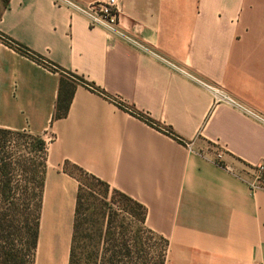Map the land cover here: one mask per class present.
Here are the masks:
<instances>
[{"label": "crops", "instance_id": "obj_1", "mask_svg": "<svg viewBox=\"0 0 264 264\" xmlns=\"http://www.w3.org/2000/svg\"><path fill=\"white\" fill-rule=\"evenodd\" d=\"M1 1L0 32L57 68L0 39V127L46 141L35 264H69L67 163L147 207L165 264H264V191L246 182L264 125L213 106L200 82L264 114V0H119L122 29L149 51L53 0ZM62 78L74 94L57 118Z\"/></svg>", "mask_w": 264, "mask_h": 264}, {"label": "trees", "instance_id": "obj_2", "mask_svg": "<svg viewBox=\"0 0 264 264\" xmlns=\"http://www.w3.org/2000/svg\"><path fill=\"white\" fill-rule=\"evenodd\" d=\"M4 3H7V0H4ZM0 39L10 46H14L23 54L44 63L53 70H57L50 62L33 53L24 45L6 37L1 32ZM71 76L84 82L72 74ZM89 85L92 89L100 91L94 85ZM73 94L74 85L65 82L62 78L56 105L55 116L57 118L66 116ZM148 121L156 125L152 120ZM24 132L36 142V145L30 148V153L25 154ZM34 151L40 152L46 157V141L43 137L27 131H16L0 127V264H35L36 261L47 165H44V169L38 171L36 162L32 157H29L31 152ZM24 156L27 160L25 163ZM74 167L79 170L83 177L91 178L107 190L111 187L106 181L86 172L81 167L77 165H74ZM24 173L30 177L24 180ZM78 180L79 188L76 197L69 264H149L147 243H138L139 241L128 243L127 240L123 239V236L120 237L116 227H112L113 220L108 217L106 211L100 210L99 213H91V216L87 213L90 210V204L86 203L88 199L85 193L87 188L92 193L93 188L87 186L82 176H78ZM115 191L125 201L130 202L139 209L137 221L139 230H143L147 225V207L126 193L117 189ZM111 208L113 207L111 206ZM102 218L104 219L103 223L101 222ZM148 230L150 231V228ZM107 236L108 243L105 244L108 246L109 255L104 260L99 259L103 243H82V240L94 241L95 238L100 242ZM139 238L143 240V238ZM162 238L169 245V241L164 236ZM165 261L163 256L159 264H165Z\"/></svg>", "mask_w": 264, "mask_h": 264}, {"label": "rangeland", "instance_id": "obj_3", "mask_svg": "<svg viewBox=\"0 0 264 264\" xmlns=\"http://www.w3.org/2000/svg\"><path fill=\"white\" fill-rule=\"evenodd\" d=\"M1 5L2 1L0 0V11L2 9ZM34 145H36L35 140L28 137L26 132H24V154L30 153V148H32ZM29 157H32V159L36 162L38 171H41L44 169V165H47V156L45 157L44 154H41L40 152H31V156ZM26 161V156H24V163ZM66 168L77 180L78 176H82V179L85 180L84 182L87 184V186L93 188L92 193L89 188L86 189L85 193L86 198L88 199L86 203L90 204V210L87 211L90 216L91 213H99L100 210L106 211L108 217L113 220L112 227H116V231L118 234H120V237L123 236V239L127 240L128 243H134L135 241H139L138 243H147L149 264H159L163 256L166 260L169 248L168 243H165V240L162 238L163 235L151 229L149 231V227L147 225L143 228V230H139V224L137 221L139 209L135 205L125 201L123 197L115 191L114 188L110 187L107 190L104 186L93 181L91 178L85 176L83 177V175L76 167H74L73 164H66ZM28 177L30 176L24 173V180L26 178L28 179ZM111 206L113 208H111ZM103 220L104 219L102 218V223ZM139 237L143 238V240H141ZM82 243H103V246L100 249L99 259L104 260L109 255V249L107 248L108 246L105 244L108 243V236L104 240H100V242L95 238L94 241L88 239L82 240Z\"/></svg>", "mask_w": 264, "mask_h": 264}, {"label": "built area", "instance_id": "obj_4", "mask_svg": "<svg viewBox=\"0 0 264 264\" xmlns=\"http://www.w3.org/2000/svg\"><path fill=\"white\" fill-rule=\"evenodd\" d=\"M53 2L56 5L66 6L81 13L88 19L90 26L101 27L110 33L119 36L121 39L135 47L149 51L142 41L135 39L122 29L120 23L121 9L119 0H101L89 5H81L75 0H53ZM189 76L192 77L191 75ZM196 80L200 81L198 79ZM200 82L203 83L211 93L213 106L220 104L228 105L238 110L246 117L264 125V114L262 112L236 99L219 84ZM221 158L222 155L221 152H219L217 154V160H221ZM248 172L250 177L246 179V182L249 187L252 190L264 191V161L250 165Z\"/></svg>", "mask_w": 264, "mask_h": 264}]
</instances>
